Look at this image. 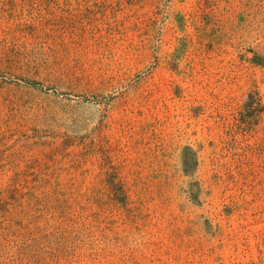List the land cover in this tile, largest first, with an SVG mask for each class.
Segmentation results:
<instances>
[{
	"label": "rangeland",
	"instance_id": "obj_1",
	"mask_svg": "<svg viewBox=\"0 0 264 264\" xmlns=\"http://www.w3.org/2000/svg\"><path fill=\"white\" fill-rule=\"evenodd\" d=\"M0 264H264V0H0Z\"/></svg>",
	"mask_w": 264,
	"mask_h": 264
},
{
	"label": "bare ground",
	"instance_id": "obj_2",
	"mask_svg": "<svg viewBox=\"0 0 264 264\" xmlns=\"http://www.w3.org/2000/svg\"><path fill=\"white\" fill-rule=\"evenodd\" d=\"M248 55H250V54L248 53Z\"/></svg>",
	"mask_w": 264,
	"mask_h": 264
}]
</instances>
